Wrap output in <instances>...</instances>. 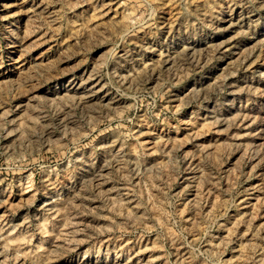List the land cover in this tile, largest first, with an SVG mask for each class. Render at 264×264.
<instances>
[{
	"label": "rangeland",
	"instance_id": "1",
	"mask_svg": "<svg viewBox=\"0 0 264 264\" xmlns=\"http://www.w3.org/2000/svg\"><path fill=\"white\" fill-rule=\"evenodd\" d=\"M0 264H264V0H0Z\"/></svg>",
	"mask_w": 264,
	"mask_h": 264
}]
</instances>
